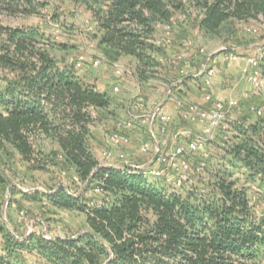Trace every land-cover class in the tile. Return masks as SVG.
<instances>
[{"label":"trees","instance_id":"1","mask_svg":"<svg viewBox=\"0 0 264 264\" xmlns=\"http://www.w3.org/2000/svg\"><path fill=\"white\" fill-rule=\"evenodd\" d=\"M198 5V27L205 35L215 34L230 18L242 19L249 8L245 0ZM39 6L36 0H0V13L31 15ZM178 8L170 0H109L92 10L99 43L135 59L145 81L169 65L167 58L159 60L164 52L153 42V23H169ZM49 41L37 28L0 24L5 72L0 76V147L10 144L32 169H41L32 138L43 135L56 142L84 188L73 195L59 186L45 196L57 207L83 213L88 227L75 238L20 240L0 226V264H25L17 260L26 250L36 251L45 264H258L264 218L257 219L246 188L233 177L245 169L264 186V146L256 137L261 118L236 122L231 144L222 150L230 168H206L204 145L195 153L202 175L197 181L188 177L190 187L170 193L140 170L99 164L90 146L91 110L106 109L111 97L79 75L75 64L59 63L44 48ZM259 67L264 74V53ZM93 185L101 191L99 198L87 196Z\"/></svg>","mask_w":264,"mask_h":264},{"label":"rangeland","instance_id":"2","mask_svg":"<svg viewBox=\"0 0 264 264\" xmlns=\"http://www.w3.org/2000/svg\"><path fill=\"white\" fill-rule=\"evenodd\" d=\"M36 1L40 3L37 13H0V24L39 29L50 38L49 44L44 48L59 63L76 65L82 58V65L75 66L78 74L95 83L100 91L109 94L112 101L106 109L91 110L94 122L90 126V146L100 165L116 168L123 165L140 170L150 182L170 193H180L190 187V182H186L188 177L197 181V176L202 175L203 167L199 153V158L195 154L197 150L187 151L186 132H191L194 138L203 141L206 147L203 150V163L210 170L230 168V160L224 157L222 150L224 146L228 148L231 144L230 139L236 133L237 121L247 124L246 120H251L255 115L260 117L263 126L256 137L264 146V74L258 65L255 69L258 73L257 87V83L252 82L253 74L247 76L249 91L243 92L244 95L237 94V80L232 76L236 73V63L240 59L250 61L261 58L264 53V0H245L249 8L244 17L230 18L213 35L203 34L198 27L202 17L198 3L214 0H170L179 8L169 23H153L152 39L164 52L161 60L159 58L161 62H166V50L173 53L169 52V65L149 73V78L145 81L140 79L137 66L130 60L99 43L97 23L92 10L105 7L109 0ZM219 55L223 56L221 62H211L210 68L214 72L210 85L215 70L221 69L218 83L230 94L223 100L214 98L209 92L210 85L205 84L203 67L207 57L212 60ZM122 69L124 72L117 75L116 71ZM4 73L0 69V76ZM250 87L256 90H250ZM166 94V99L174 98L170 105L175 111L182 109V115L169 114L172 121L162 132L160 128L155 129L156 118L163 114L160 109L153 111L157 114L150 119L152 114L147 113L146 116L144 112H140L143 110L135 109L134 104L138 100L144 103L152 101L156 103L153 107H157ZM208 95L211 100H207ZM213 101L221 102L227 111L224 123L229 127L226 130L228 133L216 130L212 134H206L200 123L190 122L184 117V113H188L192 106L210 111ZM178 102H182V106H178ZM231 102H236V107H231ZM157 120L160 127L161 121ZM129 121L131 127L126 128ZM199 124L201 128L194 127ZM119 134L128 135L129 142L114 146L110 138ZM224 136H229L228 142H224ZM32 142L43 165L41 169H32L10 144L5 143L0 147V226L20 240L31 235H43L48 239L75 238L87 230L85 215L76 210L55 206L45 195L59 186L75 195L84 186L74 169L64 160L56 142L43 135L34 136ZM144 143L150 146L147 153L139 150ZM180 148L187 152L179 153ZM108 152L112 155L106 159L105 153ZM120 155L124 157L121 158ZM194 157L197 162L192 164L190 159ZM183 164L187 165L186 169ZM234 173L233 178L237 179L238 186H244L247 190L252 212L257 219L264 218V186L260 179L250 178L245 169ZM35 193L39 194L34 196ZM100 195L101 191L97 186L88 188V197L99 198ZM1 242L0 234V245ZM19 261H24L25 264H45L36 251L29 250L19 253L17 262ZM256 261L264 264V247L260 249Z\"/></svg>","mask_w":264,"mask_h":264},{"label":"built area","instance_id":"3","mask_svg":"<svg viewBox=\"0 0 264 264\" xmlns=\"http://www.w3.org/2000/svg\"><path fill=\"white\" fill-rule=\"evenodd\" d=\"M259 59H252L250 60L251 64L254 67H258L259 65ZM80 61H78L76 63V67H80L82 65L83 59L80 58ZM124 70L122 69L121 71L118 70L116 71L117 75H120L121 73H123ZM214 70L212 68H210V66L206 67L204 69V76H205V84L210 85V80H211V76L213 74ZM252 82H254L256 84V86L258 85V73L257 70H255V72L253 73V78H252ZM117 90V88H115ZM207 100H211V96H207ZM178 106H182V102H178L177 103ZM236 102H231L230 106L231 107H236ZM134 108L135 109H145V103L142 100H138L135 104H134ZM224 106L221 102H215L213 101L212 103V109L210 111H205L200 109L197 106H192L189 110L188 113H184V117L189 120L190 122H198L200 123L203 128H204V132L206 134H212L214 131L216 130H220V132H224V133H228L226 130H228V125L226 123H224V121L226 120V114L227 111L224 110ZM157 111V110H155ZM152 114L151 117L155 116L157 113H150ZM155 114V115H154ZM158 116V115H157ZM160 121H161V126H160V130L162 132H164V130L166 129V127L171 123L172 121V116L169 114H159V116L157 117ZM126 128L131 127V122H127L126 123ZM186 138H187V151H196L199 148L204 147V143L200 138H194L191 132H186ZM111 143L114 146H117L121 143H128L129 142V136L126 134H119V135H113L111 138ZM229 140V136H224V142H228ZM149 144L144 143L140 146L139 150L142 153H147L149 151ZM187 151H185L183 148L178 149V152H184L186 153ZM111 153H105L106 159L111 157ZM121 158L124 157V155H120ZM183 168L186 169L187 165L183 164ZM200 170V169H198ZM156 174H159V172H155ZM180 184V181H179Z\"/></svg>","mask_w":264,"mask_h":264},{"label":"crops","instance_id":"4","mask_svg":"<svg viewBox=\"0 0 264 264\" xmlns=\"http://www.w3.org/2000/svg\"><path fill=\"white\" fill-rule=\"evenodd\" d=\"M172 20L173 19H171V21ZM155 40H157L156 37H155ZM169 52L173 53V51H167L166 50V55L170 56ZM122 56L124 58L130 60L134 65H136V61L132 57L126 56V55H122ZM168 56H166V58L168 60H170V58ZM208 58L209 57H207L205 59V61L203 62L204 69L206 68V65L211 66V62H216V61L221 62L223 59V56L219 55L218 57H215L212 60H208ZM160 60H161V58H160ZM207 60L210 63H208V62L206 63ZM236 64H237L236 65L237 66L236 73H233L232 76H234V79L237 80L235 83V85L237 86V94L241 93L242 95H244L243 92L249 91V88H247V84H246V82H248L247 76L252 75L254 73L256 67H254L251 64L249 59H240ZM220 73H221V69L215 70V74L212 78V85H210V87H209V92L212 93L214 98H218L220 100H223V99H226L228 97L227 94H229V91L227 89L225 90L224 87L218 83V81L220 80V76H219ZM243 80H247V81H243ZM184 83H186V82H184ZM251 84L254 85L253 83H251ZM244 88H246V89H244ZM251 89L256 90V88L250 87V90ZM166 98H167V94L165 95L164 99H162V101L159 103V105L157 107H153V105L156 104L155 102L147 101L145 103V109H142L143 111H140V112H144L145 115L147 116V113H153V111L160 109V112H162L163 114H173V116H174L177 113V115L179 114L181 116L182 115V109L179 111H175L173 109V107H171V105H170V104H173L174 98H170V97H169V99H166ZM149 117L151 119V116H149ZM129 120H133V119H129ZM159 124L160 123L158 122V120L156 118L155 129L158 130L160 128ZM194 127L201 128V125L200 124L194 125Z\"/></svg>","mask_w":264,"mask_h":264}]
</instances>
